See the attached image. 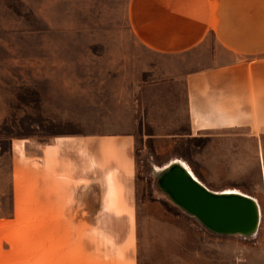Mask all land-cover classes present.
<instances>
[{
  "label": "rangeland",
  "instance_id": "374dc122",
  "mask_svg": "<svg viewBox=\"0 0 264 264\" xmlns=\"http://www.w3.org/2000/svg\"><path fill=\"white\" fill-rule=\"evenodd\" d=\"M129 2L0 0V202L80 199V152L30 158L29 149L133 129L139 264H264V135L191 139L185 81L140 44ZM172 162L211 192L256 201L255 234L214 232L179 207L159 186Z\"/></svg>",
  "mask_w": 264,
  "mask_h": 264
},
{
  "label": "crops",
  "instance_id": "0c3cea01",
  "mask_svg": "<svg viewBox=\"0 0 264 264\" xmlns=\"http://www.w3.org/2000/svg\"><path fill=\"white\" fill-rule=\"evenodd\" d=\"M128 18L140 44L172 61L169 77L184 79L191 139L264 135V0H130ZM30 149L80 152V199L0 202V264H139L133 129Z\"/></svg>",
  "mask_w": 264,
  "mask_h": 264
},
{
  "label": "water",
  "instance_id": "95a60500",
  "mask_svg": "<svg viewBox=\"0 0 264 264\" xmlns=\"http://www.w3.org/2000/svg\"><path fill=\"white\" fill-rule=\"evenodd\" d=\"M159 186L179 207L214 232L252 236L258 229L260 220L253 199L211 192L180 168L161 170Z\"/></svg>",
  "mask_w": 264,
  "mask_h": 264
},
{
  "label": "bare ground",
  "instance_id": "6f19581e",
  "mask_svg": "<svg viewBox=\"0 0 264 264\" xmlns=\"http://www.w3.org/2000/svg\"><path fill=\"white\" fill-rule=\"evenodd\" d=\"M16 149L20 150L21 149V144H17L16 145ZM17 150V151H18ZM51 151V150H50ZM175 168H180L181 170H183L191 179H193L194 181H196L197 183L201 184L195 177L194 175L192 174V172L190 171V169L183 163L181 162H172L170 165H168L167 167L163 168L162 171L164 172L166 169H175ZM202 185V184H201ZM203 186V185H202ZM222 194H225V195H241L239 193H236V192H227V193H222ZM242 196V195H241ZM256 203V201H254ZM257 205V208H258V214H259V220H260V215H261V212H260V207L258 205V203H256Z\"/></svg>",
  "mask_w": 264,
  "mask_h": 264
}]
</instances>
